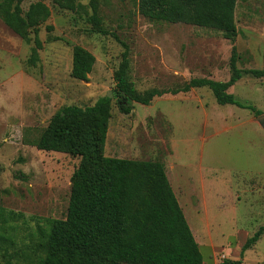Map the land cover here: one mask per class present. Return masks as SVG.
Returning <instances> with one entry per match:
<instances>
[{
  "label": "rangeland",
  "instance_id": "obj_1",
  "mask_svg": "<svg viewBox=\"0 0 264 264\" xmlns=\"http://www.w3.org/2000/svg\"><path fill=\"white\" fill-rule=\"evenodd\" d=\"M36 1L23 0V10ZM77 1L81 13L45 0L51 16L39 27L34 66V33L27 41L0 17V264H37L44 218L66 217L80 158L32 141L63 107L113 94L121 41L139 91L181 88L193 78L227 81L234 52L239 68H264V0H237L234 40L212 28L149 18L139 0H98L103 26L121 41L94 31L89 0ZM77 45L96 58L87 81L71 74ZM229 92L258 112L221 105L208 87L134 102L129 114L114 101L106 140L109 156L164 162L204 264L242 258L244 243L264 226V77L244 74ZM242 264H264V233Z\"/></svg>",
  "mask_w": 264,
  "mask_h": 264
},
{
  "label": "trees",
  "instance_id": "obj_2",
  "mask_svg": "<svg viewBox=\"0 0 264 264\" xmlns=\"http://www.w3.org/2000/svg\"><path fill=\"white\" fill-rule=\"evenodd\" d=\"M23 0L0 1V17L19 36L29 41L34 33L28 63L36 65L42 42L39 27L51 16L45 0L32 3L27 11ZM60 9L81 13L84 5L77 0H52ZM89 20L94 31L111 34L99 16L98 0H89ZM237 0H139L140 12L152 19L170 23H188L219 31L234 40ZM121 41V40H120ZM115 71L112 95L100 97L93 105H67L56 112L41 135L32 141L40 150L58 151L79 157L72 175L71 193L65 218H44V239L39 243L37 264H204L191 227L160 160H138L109 156L106 140L113 102L120 112L129 114L134 102L149 105L166 93L188 92L208 87L221 105L232 104L258 112L255 106L241 102L229 92L244 74L264 77L263 69L243 70L237 56L231 57L232 73L227 81L193 78L181 88H149L139 91L130 78L128 45ZM95 56L82 46L73 51V77L87 81ZM40 231V233H41ZM264 233L261 226L241 248L245 252ZM224 259L221 264H242Z\"/></svg>",
  "mask_w": 264,
  "mask_h": 264
}]
</instances>
